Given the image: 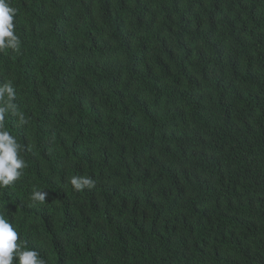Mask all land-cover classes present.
<instances>
[{"label":"trees","instance_id":"trees-1","mask_svg":"<svg viewBox=\"0 0 264 264\" xmlns=\"http://www.w3.org/2000/svg\"><path fill=\"white\" fill-rule=\"evenodd\" d=\"M8 2L17 243L45 264H264V0Z\"/></svg>","mask_w":264,"mask_h":264},{"label":"clouds","instance_id":"clouds-1","mask_svg":"<svg viewBox=\"0 0 264 264\" xmlns=\"http://www.w3.org/2000/svg\"><path fill=\"white\" fill-rule=\"evenodd\" d=\"M17 9L10 6L8 0H0V52L11 49L19 52L20 38L15 34L14 17ZM16 91L11 83L0 85V121L4 114L12 107ZM23 122V121H22ZM21 145L8 131L0 127V189H4L19 180L22 170L27 167L26 161L20 156ZM70 183L75 191L95 186L91 177L73 176ZM47 192L34 189L31 200L38 203L46 201ZM20 236L13 224L0 214V264H45L43 258L35 249L23 248L17 241Z\"/></svg>","mask_w":264,"mask_h":264}]
</instances>
